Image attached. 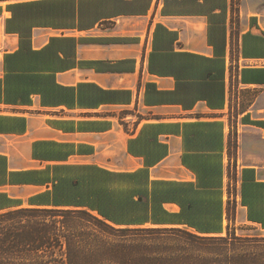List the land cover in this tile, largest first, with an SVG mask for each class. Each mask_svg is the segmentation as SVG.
<instances>
[{"label": "crops", "instance_id": "1", "mask_svg": "<svg viewBox=\"0 0 264 264\" xmlns=\"http://www.w3.org/2000/svg\"><path fill=\"white\" fill-rule=\"evenodd\" d=\"M264 231V0H0V210Z\"/></svg>", "mask_w": 264, "mask_h": 264}, {"label": "trees", "instance_id": "2", "mask_svg": "<svg viewBox=\"0 0 264 264\" xmlns=\"http://www.w3.org/2000/svg\"><path fill=\"white\" fill-rule=\"evenodd\" d=\"M83 212L21 205L0 210V264H264V257L240 252L238 244L223 235L160 242L143 237L180 229L106 230L100 224L114 225L101 217L85 218Z\"/></svg>", "mask_w": 264, "mask_h": 264}, {"label": "rangeland", "instance_id": "3", "mask_svg": "<svg viewBox=\"0 0 264 264\" xmlns=\"http://www.w3.org/2000/svg\"><path fill=\"white\" fill-rule=\"evenodd\" d=\"M79 210H83L84 212L82 214H80L81 216L85 217V218H89L90 219V215L94 216V217H99L96 214H94L93 212L86 210V209H79ZM228 228L225 234H223V236L229 237L230 240L234 241L235 243H237L238 247L240 248V252L242 253H246L249 255H253V256H257V257H264V231L261 230L260 228H258L255 225L252 224H248L247 222H244L243 220H236L235 218L232 219L228 218ZM107 225H102L100 224V226L105 227L106 230H111L112 228H120V227H116V226H112L108 223H105ZM144 228H153V227H144ZM180 230L175 232V233H171V234H165L161 237H155L153 234H146L144 235L145 237L143 238H149L152 239L154 241H160L162 242L165 238H167L168 242H172L175 243L176 239L178 240H187V239H195V237L197 235H199L198 233L188 229V228H179ZM141 235H139L140 238ZM210 248H219V245L214 246L212 245V247Z\"/></svg>", "mask_w": 264, "mask_h": 264}]
</instances>
